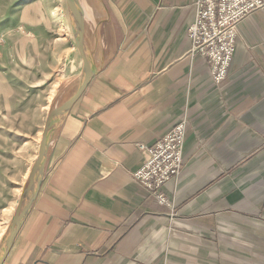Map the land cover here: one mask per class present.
Listing matches in <instances>:
<instances>
[{
  "label": "crops",
  "instance_id": "1",
  "mask_svg": "<svg viewBox=\"0 0 264 264\" xmlns=\"http://www.w3.org/2000/svg\"><path fill=\"white\" fill-rule=\"evenodd\" d=\"M88 1L96 72L2 264H264V5L217 83L191 51L195 0ZM184 115V167L160 202L134 178L139 143Z\"/></svg>",
  "mask_w": 264,
  "mask_h": 264
},
{
  "label": "rangeland",
  "instance_id": "2",
  "mask_svg": "<svg viewBox=\"0 0 264 264\" xmlns=\"http://www.w3.org/2000/svg\"><path fill=\"white\" fill-rule=\"evenodd\" d=\"M79 10L72 0H0V230L9 220L0 243L37 156V132L82 71L72 32Z\"/></svg>",
  "mask_w": 264,
  "mask_h": 264
},
{
  "label": "built area",
  "instance_id": "3",
  "mask_svg": "<svg viewBox=\"0 0 264 264\" xmlns=\"http://www.w3.org/2000/svg\"><path fill=\"white\" fill-rule=\"evenodd\" d=\"M195 19L189 27L191 51L206 56L217 83L228 75L236 51L238 26L242 20L264 5V0H195ZM188 118L179 120L154 143L140 142L142 164L134 178L149 188L160 202H169L161 191L163 184L181 173Z\"/></svg>",
  "mask_w": 264,
  "mask_h": 264
},
{
  "label": "water",
  "instance_id": "4",
  "mask_svg": "<svg viewBox=\"0 0 264 264\" xmlns=\"http://www.w3.org/2000/svg\"><path fill=\"white\" fill-rule=\"evenodd\" d=\"M72 1L76 2L80 7V10L77 14L76 25H73V34L83 60L82 71L73 83L65 104L49 114L45 120L37 156L32 164L29 176L23 185L12 222L0 243V264H2L6 258L20 227L29 213L32 203L38 194L45 174L47 145L50 136L61 125L71 105L82 94L91 77L96 72V66L91 59L90 32L92 13L89 1Z\"/></svg>",
  "mask_w": 264,
  "mask_h": 264
},
{
  "label": "bare ground",
  "instance_id": "5",
  "mask_svg": "<svg viewBox=\"0 0 264 264\" xmlns=\"http://www.w3.org/2000/svg\"><path fill=\"white\" fill-rule=\"evenodd\" d=\"M73 32V31H72ZM74 35V34H73ZM74 38H75V36H74ZM42 134H43V128H41L38 132H37V139L40 141L41 140V138H42ZM40 143V142H39ZM38 148H39V146H38ZM38 153V152H37ZM31 167H32V165H31ZM31 167H29L28 169H27V172H26V175L25 176H27V178H28V176H29V173H30V171H31ZM27 178H26V180H27ZM26 180H25V182H26ZM25 184V183H24ZM23 184V185H24ZM22 188H23V186H22ZM22 188L20 187V189L18 190V192H17V194H18V196H17V199L13 202V203H11L10 205H9V207H8V212H9V214H10V216H12V214L14 215V212H15V209H16V206H17V204H18V201H19V198H20V194H21V191H22ZM10 219V218H9ZM12 219H13V216H12V218H11V222H12ZM8 221L9 220H7V223H8ZM7 223L1 228V230H0V238H1V236H2V234L4 233V231L6 230V227H7Z\"/></svg>",
  "mask_w": 264,
  "mask_h": 264
}]
</instances>
